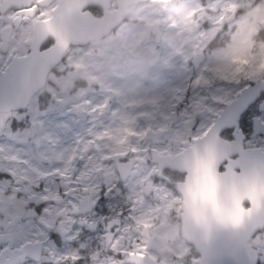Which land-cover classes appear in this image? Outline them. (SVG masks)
I'll use <instances>...</instances> for the list:
<instances>
[{"label": "snow or ice", "instance_id": "obj_1", "mask_svg": "<svg viewBox=\"0 0 264 264\" xmlns=\"http://www.w3.org/2000/svg\"><path fill=\"white\" fill-rule=\"evenodd\" d=\"M0 264H264V0H0Z\"/></svg>", "mask_w": 264, "mask_h": 264}]
</instances>
